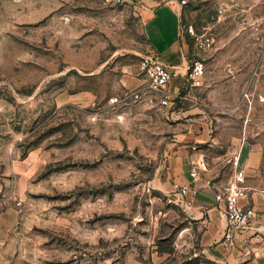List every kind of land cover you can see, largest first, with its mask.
I'll return each mask as SVG.
<instances>
[{"label":"rangeland","instance_id":"1","mask_svg":"<svg viewBox=\"0 0 264 264\" xmlns=\"http://www.w3.org/2000/svg\"><path fill=\"white\" fill-rule=\"evenodd\" d=\"M180 8L206 67L167 107L133 96L148 85L144 1L0 0V264H264V239L207 243L166 187L170 144L193 119L208 181L227 186V157L242 154L264 215V0Z\"/></svg>","mask_w":264,"mask_h":264},{"label":"crops","instance_id":"2","mask_svg":"<svg viewBox=\"0 0 264 264\" xmlns=\"http://www.w3.org/2000/svg\"><path fill=\"white\" fill-rule=\"evenodd\" d=\"M142 1L152 8L148 20L149 25H151V30L149 31L150 53L159 57L162 62L175 71L176 75L168 86V91L174 95L181 94L185 86L189 83L188 68L191 62L192 49L183 34L180 5L175 1L169 0ZM171 104L167 107H171ZM180 124H182V132L175 134V138L170 144V154L168 153L169 169L167 173L171 181L166 184V187L168 185L170 188V184L174 181L184 184L191 183L192 185L198 186L200 188V195L196 200L195 206L187 211L196 214V217L202 220L205 226H207L208 229L203 235L207 243L214 241L222 242L226 227V217L221 211V206L215 201V194L222 188H220L217 182H213L212 180L208 181V179L215 177V172L211 168H208V159H206L207 169L201 171L197 180H191L189 175L191 163L193 161L199 162L204 157H202V153H200L201 149L199 148L201 143L208 141L207 137L209 134L206 133V130L202 132L199 123L193 119H187ZM229 155L227 158H229ZM255 209L257 213L263 212L257 208ZM258 215L261 217L254 222L255 228L246 233L247 238L256 235L254 239H264V215ZM245 240H242L243 243L237 240L235 245H238L240 249H246L244 245ZM222 246L225 247L223 243H220L219 248L221 249ZM257 261V259L252 260V264H256Z\"/></svg>","mask_w":264,"mask_h":264},{"label":"built area","instance_id":"3","mask_svg":"<svg viewBox=\"0 0 264 264\" xmlns=\"http://www.w3.org/2000/svg\"><path fill=\"white\" fill-rule=\"evenodd\" d=\"M106 2H125L126 0H105ZM180 6L187 4V0H173ZM190 33L194 34L193 30ZM198 48L210 49L213 45V39L209 36L197 37ZM142 64L146 69L148 76V85L133 93L135 98H141L147 93L154 94L161 101V104L168 106L180 94L174 95L168 91L172 79L175 77V71L167 64L162 62L159 57L147 54L142 58ZM205 62L199 58L191 59L188 68V78L196 79L200 77L205 70ZM96 119V117H93ZM228 163L234 169V174L227 186L223 187L215 194V201L221 206V211L226 217V227L223 240L226 243L234 244L237 240H245L246 233L253 230L254 222L261 216L257 211L247 203L248 186L247 175L242 166V156L236 152L228 158ZM207 169L206 159L193 161L189 169L191 180H197L202 170ZM200 195V188L191 183L184 184L178 181L172 183L169 194L170 202L183 210L192 209ZM264 263V243L260 246V254Z\"/></svg>","mask_w":264,"mask_h":264}]
</instances>
